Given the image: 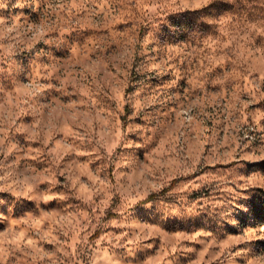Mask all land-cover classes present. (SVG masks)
I'll list each match as a JSON object with an SVG mask.
<instances>
[{"label":"rangeland","instance_id":"1","mask_svg":"<svg viewBox=\"0 0 264 264\" xmlns=\"http://www.w3.org/2000/svg\"><path fill=\"white\" fill-rule=\"evenodd\" d=\"M0 264H264V0H0Z\"/></svg>","mask_w":264,"mask_h":264}]
</instances>
